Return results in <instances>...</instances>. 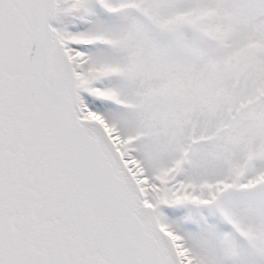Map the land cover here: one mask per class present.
<instances>
[{
    "label": "snow or ice",
    "instance_id": "1",
    "mask_svg": "<svg viewBox=\"0 0 264 264\" xmlns=\"http://www.w3.org/2000/svg\"><path fill=\"white\" fill-rule=\"evenodd\" d=\"M0 264H264V0H0Z\"/></svg>",
    "mask_w": 264,
    "mask_h": 264
}]
</instances>
